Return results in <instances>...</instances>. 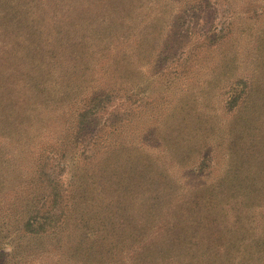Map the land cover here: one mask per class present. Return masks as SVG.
<instances>
[{"label":"trees","instance_id":"16d2710c","mask_svg":"<svg viewBox=\"0 0 264 264\" xmlns=\"http://www.w3.org/2000/svg\"><path fill=\"white\" fill-rule=\"evenodd\" d=\"M136 2L0 0V264H264V203L243 208L264 195V163L238 177L231 143L221 178L173 204L162 199L177 194L169 173L120 135L136 115L100 125L98 115L133 85L120 51H135L140 70L151 48L169 45L174 25L136 27ZM261 63L217 80L222 111L237 114L230 139L257 130ZM210 166L204 156L191 163L193 173ZM232 191L243 198L233 219L220 204L233 206Z\"/></svg>","mask_w":264,"mask_h":264},{"label":"rangeland","instance_id":"374dc122","mask_svg":"<svg viewBox=\"0 0 264 264\" xmlns=\"http://www.w3.org/2000/svg\"><path fill=\"white\" fill-rule=\"evenodd\" d=\"M132 12L128 14L136 15L134 24L141 29L174 25L169 45L161 52L151 48L150 57L140 70L130 55L135 51H120L121 75L133 85L126 84V95L113 97L98 115L100 125L109 121L119 125L126 117L124 111L136 115L120 135L138 149L140 158L148 160L154 170L162 168L169 173L167 181L177 194L162 199H174L173 204L180 199H198L200 187L215 184L221 178L228 162L222 148L232 146L231 143L236 150L232 159L240 161L235 163L240 166L238 177L253 176V166L264 163V112L256 123V131H245L240 141L230 139L227 124L237 114L222 111L225 96H220L224 89L219 88L224 85L219 86L217 80L224 81L235 71L239 73L246 66L263 62L264 43L260 41L264 39V0H139ZM219 28L221 34L217 32ZM172 129L180 135L171 133ZM220 143V148H216ZM126 148H119L122 156ZM168 151H172L174 162ZM191 152L195 155L189 156L185 164L177 162L180 153L185 158ZM203 156L211 160V166L205 173H193L191 163ZM263 196L246 201L245 211L261 206ZM240 198L243 199L232 191L229 199H234L233 206L220 203L231 219L240 214L234 204Z\"/></svg>","mask_w":264,"mask_h":264}]
</instances>
